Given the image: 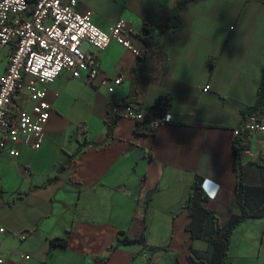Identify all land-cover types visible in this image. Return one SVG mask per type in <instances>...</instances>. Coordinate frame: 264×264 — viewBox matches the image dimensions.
<instances>
[{
    "label": "crops",
    "instance_id": "1",
    "mask_svg": "<svg viewBox=\"0 0 264 264\" xmlns=\"http://www.w3.org/2000/svg\"><path fill=\"white\" fill-rule=\"evenodd\" d=\"M177 1L78 0V9L92 11L106 32L122 19L133 45L146 53L139 57L112 41L99 56L94 82L62 72L48 86L52 109L42 146L13 142L0 152V225L7 229L0 257L6 264H145L153 249L155 260L168 254L173 263L180 257L188 262L192 249L209 246L189 231L187 199L195 176L216 201L221 225L239 210L236 147L246 181L264 185V137L233 133L245 122L241 109L257 102L264 0H197L172 28L166 22ZM11 50L8 45L0 53V76ZM136 70L131 103L147 117L157 113L151 106L160 95L173 97L174 120L155 133L124 117L109 128L111 102L132 95ZM105 75L123 79L113 93L99 86ZM26 97L24 90L19 100ZM259 112L264 118V104ZM137 149L145 152L135 159ZM125 235H143L146 243H118ZM56 237L67 244L52 247ZM256 241L262 264L264 216L234 229L227 261Z\"/></svg>",
    "mask_w": 264,
    "mask_h": 264
},
{
    "label": "built area",
    "instance_id": "2",
    "mask_svg": "<svg viewBox=\"0 0 264 264\" xmlns=\"http://www.w3.org/2000/svg\"><path fill=\"white\" fill-rule=\"evenodd\" d=\"M77 6L78 0H0V53L8 45L12 47L7 69L0 76V152L13 142H24L33 150L42 146L52 109L48 86L62 72L94 82L100 74L99 56L112 41L145 56L143 49L133 45L132 30L125 29L122 19L106 32L93 22L92 11H80ZM122 80L105 75L99 86L113 93ZM208 89L206 85L204 90ZM24 90L26 100L20 101ZM116 111L111 106L109 116ZM120 116L145 122L151 133L174 120L169 110L147 117L132 103L122 108ZM242 132L264 137V118L248 115L244 124L233 130L235 135ZM6 232L0 225V247ZM20 257L28 259L29 255ZM0 264H6L3 257Z\"/></svg>",
    "mask_w": 264,
    "mask_h": 264
},
{
    "label": "trees",
    "instance_id": "3",
    "mask_svg": "<svg viewBox=\"0 0 264 264\" xmlns=\"http://www.w3.org/2000/svg\"><path fill=\"white\" fill-rule=\"evenodd\" d=\"M34 0H31L33 2ZM197 0H178L175 4L172 18L166 22L167 26L177 28L182 22V11L191 2ZM150 27L145 23L143 32L148 33ZM140 72L138 70L134 73L133 93L131 96L122 99L119 103L112 101V105L116 107L117 111L110 117L109 128L114 126L121 117L120 112L122 108L134 101L137 94V84L139 81ZM173 102V97L169 94L160 95L151 106L157 113H165L169 110ZM264 104V67L261 72V80L258 86L257 102L254 105L247 106L241 109L244 117L250 114H259L260 106ZM236 164L235 169L238 170V180L234 184V189L237 193L239 202V210L237 213L231 215L228 222L221 225L220 218L216 212V201L211 200L203 187V178L195 176L191 191L187 199L188 215L191 219L189 231L193 238H205L208 243L207 250L192 249L188 258L189 264H230L227 261V254L230 245L231 235L234 229L249 218H258L264 216V185H252L246 181L244 172L241 170L240 149L236 147ZM140 242L146 243L143 235L139 237H130L125 235L119 239L118 243ZM51 246L58 245L65 246L67 241L65 238H52ZM116 246L111 247L114 250ZM162 249V248H161ZM157 250V249H156ZM148 256L147 264H154L156 258V251ZM108 257L99 259L105 261ZM264 264V263H262Z\"/></svg>",
    "mask_w": 264,
    "mask_h": 264
},
{
    "label": "rangeland",
    "instance_id": "4",
    "mask_svg": "<svg viewBox=\"0 0 264 264\" xmlns=\"http://www.w3.org/2000/svg\"><path fill=\"white\" fill-rule=\"evenodd\" d=\"M258 249H259V243L256 241L253 246L249 248H245V252L235 253L236 259L232 260L230 264H257ZM262 253L261 254L264 256V251ZM163 254L164 253H162V255ZM147 261L148 258L145 261V264H147ZM135 263L141 264V262H139L138 260ZM154 264H188V262L180 257L175 263H173L172 259H169V255L167 254L165 256H162L161 261L155 260Z\"/></svg>",
    "mask_w": 264,
    "mask_h": 264
},
{
    "label": "water",
    "instance_id": "5",
    "mask_svg": "<svg viewBox=\"0 0 264 264\" xmlns=\"http://www.w3.org/2000/svg\"><path fill=\"white\" fill-rule=\"evenodd\" d=\"M144 152H145L144 149H137V150L134 151L133 156H134L135 159H138L139 158L138 156L139 155H143ZM153 193H154V190L148 191L147 194H146V198L147 199H151Z\"/></svg>",
    "mask_w": 264,
    "mask_h": 264
}]
</instances>
